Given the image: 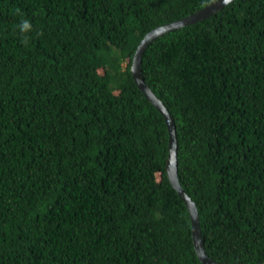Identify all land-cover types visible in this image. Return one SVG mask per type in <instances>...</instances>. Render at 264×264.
I'll list each match as a JSON object with an SVG mask.
<instances>
[{
	"label": "trees",
	"instance_id": "16d2710c",
	"mask_svg": "<svg viewBox=\"0 0 264 264\" xmlns=\"http://www.w3.org/2000/svg\"><path fill=\"white\" fill-rule=\"evenodd\" d=\"M211 1L0 0V264H203L130 65ZM141 72L207 255L264 262V0L157 36Z\"/></svg>",
	"mask_w": 264,
	"mask_h": 264
},
{
	"label": "water",
	"instance_id": "95a60500",
	"mask_svg": "<svg viewBox=\"0 0 264 264\" xmlns=\"http://www.w3.org/2000/svg\"><path fill=\"white\" fill-rule=\"evenodd\" d=\"M233 0H213L202 8L197 9L193 13L183 16L180 19L164 23L162 25L156 26L142 37L139 41L131 60L130 71L132 78L136 82L138 88L142 91L144 96L156 107V109L161 113L164 121L167 125L168 131V151L165 160V170L170 184L175 189L179 197L184 201L191 220V231H192V241L194 244V249L196 255L201 263L203 264H222L211 259L205 249L201 239L200 223L197 207L194 201L186 194L183 187L178 179V169H177V139H176V126L175 122L170 115L168 109L163 104V102L154 94L151 88L144 82L141 72V59L145 47L154 38L164 33H167L176 28L183 27L185 25L200 21L207 18L208 16L216 13L226 4ZM264 264V262L255 263Z\"/></svg>",
	"mask_w": 264,
	"mask_h": 264
},
{
	"label": "rangeland",
	"instance_id": "374dc122",
	"mask_svg": "<svg viewBox=\"0 0 264 264\" xmlns=\"http://www.w3.org/2000/svg\"><path fill=\"white\" fill-rule=\"evenodd\" d=\"M126 61H127V60H123V61L120 63V67H121V68H124V67H125V65H126ZM99 73H102V70H101V69L99 70Z\"/></svg>",
	"mask_w": 264,
	"mask_h": 264
},
{
	"label": "clouds",
	"instance_id": "9594fccd",
	"mask_svg": "<svg viewBox=\"0 0 264 264\" xmlns=\"http://www.w3.org/2000/svg\"><path fill=\"white\" fill-rule=\"evenodd\" d=\"M24 25H25L26 27H30V25H28L27 21L24 22Z\"/></svg>",
	"mask_w": 264,
	"mask_h": 264
}]
</instances>
